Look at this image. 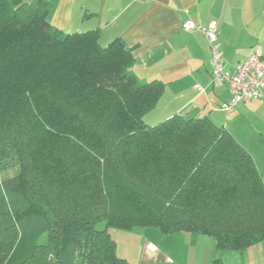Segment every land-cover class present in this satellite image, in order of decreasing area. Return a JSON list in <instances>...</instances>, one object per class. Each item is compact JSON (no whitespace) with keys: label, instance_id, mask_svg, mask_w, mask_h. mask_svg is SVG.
Instances as JSON below:
<instances>
[{"label":"trees","instance_id":"obj_1","mask_svg":"<svg viewBox=\"0 0 264 264\" xmlns=\"http://www.w3.org/2000/svg\"><path fill=\"white\" fill-rule=\"evenodd\" d=\"M52 9L0 0V175L16 171L0 178V264H129L111 228L264 242L249 152L208 117L147 127L166 85L132 74L120 38L53 28Z\"/></svg>","mask_w":264,"mask_h":264},{"label":"crops","instance_id":"obj_2","mask_svg":"<svg viewBox=\"0 0 264 264\" xmlns=\"http://www.w3.org/2000/svg\"><path fill=\"white\" fill-rule=\"evenodd\" d=\"M46 1L53 6L49 14L53 28L65 34L100 30L102 47L120 38L135 58L132 74L142 83L166 85L156 109L144 119L147 127L175 115L208 117L249 152L264 182V144L251 146L243 139V132L264 137V98L239 104L231 113L222 111L233 96L226 87L212 85L210 44L200 30H183L186 22L199 27L215 23L225 72L232 74L258 48L264 54V0ZM262 245L244 251L234 264H264ZM166 253L145 242L138 264H168L172 261Z\"/></svg>","mask_w":264,"mask_h":264},{"label":"rangeland","instance_id":"obj_3","mask_svg":"<svg viewBox=\"0 0 264 264\" xmlns=\"http://www.w3.org/2000/svg\"><path fill=\"white\" fill-rule=\"evenodd\" d=\"M246 116L250 118L249 115ZM243 133L245 135V132ZM244 135L245 143H249L251 146L264 144V137ZM15 173V170H8L6 173H2L0 178L3 180L14 176ZM103 227V224L97 225L100 230ZM108 232L116 241L118 257L127 258L130 264L139 263L141 250L145 242L153 243L161 250L164 249L167 252L166 255L172 261L168 262V264H234L238 261V258L245 256L244 252L217 250L215 240L208 236L189 233L164 235L155 228H135L130 231L111 228ZM46 237L44 235L39 243H46Z\"/></svg>","mask_w":264,"mask_h":264},{"label":"built area","instance_id":"obj_4","mask_svg":"<svg viewBox=\"0 0 264 264\" xmlns=\"http://www.w3.org/2000/svg\"><path fill=\"white\" fill-rule=\"evenodd\" d=\"M184 31L200 30L209 42L212 60V85L226 87L233 100L222 106V111L231 113L239 104H245L264 98V54L258 48L254 54L237 65L234 73L225 72L224 55L219 47L216 24L199 27L193 22L183 24Z\"/></svg>","mask_w":264,"mask_h":264}]
</instances>
